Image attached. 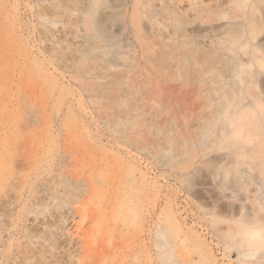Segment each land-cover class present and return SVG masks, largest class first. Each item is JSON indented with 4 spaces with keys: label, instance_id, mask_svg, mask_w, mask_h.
I'll use <instances>...</instances> for the list:
<instances>
[{
    "label": "rangeland",
    "instance_id": "rangeland-1",
    "mask_svg": "<svg viewBox=\"0 0 264 264\" xmlns=\"http://www.w3.org/2000/svg\"><path fill=\"white\" fill-rule=\"evenodd\" d=\"M164 1H155L156 14L166 6ZM61 4L72 7L74 3L71 0H0V154L12 156L8 168L0 165V205L5 198L16 200L8 209L11 217L0 218L9 225L0 244V251L4 253L0 255V262H23V256L17 253L19 244L30 246L26 235L33 230L36 233L47 232L53 237V244L34 239L38 243L36 256L44 254L45 247L53 252V255L47 254L43 264H165L159 258L157 247L161 240L158 233L165 230L175 249V264H181V260L185 261L184 264H200L198 244L190 239V228L193 227L208 241H214L212 244L221 264H242L236 252L231 257L225 256V244L214 237V229L208 222L207 213L211 214L218 203L229 208L232 201L229 192L224 196L217 190L207 170L197 178L192 192L173 180L203 166L209 156H216L213 150L208 153L196 148L199 150H194L187 161L185 157L188 155L183 160V156L176 154V158L181 159L180 164L177 163L179 166H175L176 170L166 167L172 159L170 155H128L124 147L108 141L112 140L111 137L103 142L106 146L103 153H86L80 150L82 146L72 149L71 154L66 153V133L74 122L82 124L79 118L80 123L75 120L80 87L72 72L59 68L62 61L54 64L53 60L66 58L64 50L54 52L53 56H40V49L45 46L58 50L64 38L72 37L67 34L68 22L59 16ZM131 4L117 10L108 8L106 12H122L127 16ZM194 4L197 5V0H176L175 6L180 11H191L196 6ZM46 9L47 15L41 16ZM156 21L161 24L156 25L157 33L170 36L169 29L163 26L166 19L158 15ZM46 28L56 36L50 33V40L44 42L40 32ZM42 61L48 63L44 70H41ZM50 61L53 63L49 64ZM179 64L174 62L175 67L170 73L166 70L164 77H161L163 71L152 69L140 56L128 66L135 76L143 78L148 75L154 81L160 80L161 88L165 90L161 94L162 100L157 98L140 103L141 110L131 117L141 116L143 127L139 128V133H145L150 146L160 140L162 142L163 135H169L170 129L186 132L187 128V131L194 132L197 127L200 130L197 122H188L191 124L189 128L187 120L180 116L183 109L167 100L169 89L182 85L175 79ZM101 73L98 69L88 78L96 81ZM47 78L55 81V86L46 83ZM177 78L182 79L181 76ZM106 81L108 79L103 80ZM87 99L85 101H89ZM102 101L99 107L88 102L87 113L81 110L82 119L92 122L94 113L102 108L106 110L102 105L109 106L108 102H112ZM112 107L111 111H114ZM196 112L202 113V110L197 109ZM176 114L180 117L175 120ZM103 125L97 117L91 128ZM190 137L188 139L192 141L194 137ZM84 139L87 142L88 135H84ZM71 141L68 145L72 147L78 143L77 138ZM163 142L166 145V141ZM161 160L165 162L161 163ZM143 173L148 174V179ZM67 179L76 185L78 192H65L63 181ZM47 188L51 191L47 192ZM38 202L44 204L35 207ZM171 207L182 224L181 228L171 218ZM33 210H44V213L37 216ZM0 231H3L1 227ZM184 250L187 256L182 258ZM33 262L36 263L37 259Z\"/></svg>",
    "mask_w": 264,
    "mask_h": 264
},
{
    "label": "bare ground",
    "instance_id": "bare-ground-1",
    "mask_svg": "<svg viewBox=\"0 0 264 264\" xmlns=\"http://www.w3.org/2000/svg\"><path fill=\"white\" fill-rule=\"evenodd\" d=\"M71 1L74 3L72 7L61 4L59 16L68 22L67 34L72 37L64 38L62 43L58 40L61 45L58 50L49 46L40 49V56L44 57L64 50L66 58L53 60L54 64L62 61L59 68L72 72L80 87L77 94L79 110L74 119L82 124L74 122L66 133V153L71 154V150L79 146L86 153H103L106 151L103 150L106 147L103 142L111 137L112 140L108 141L124 147L128 155H170L172 159L166 167L174 170L181 160L176 158V154L183 156V160L188 155L186 160L196 148L208 153L213 150L215 157L209 156L203 166L173 180L192 192L197 178L207 170L217 190L224 196L228 192L231 195L229 208L218 203L211 214L207 213L208 222L215 232L214 237L225 244V256L231 257L236 252L240 255L242 264H264V0H207L208 3L206 0H197V5L194 4L196 6L191 11H180L175 6L176 0H172V4L171 0H165L166 6L157 14L156 0ZM128 3L132 4L127 16L122 12H106L108 8L117 10ZM46 11L48 10L42 11L41 16L47 15ZM191 12L195 14L192 15ZM158 15L166 19L163 26L164 29H169L170 36L157 33L156 25L161 26L158 21L155 23ZM50 33L56 36L48 28L40 32L44 42L50 40ZM206 40L207 44H204ZM139 56L152 69L163 71L161 77L165 76L166 70L168 73L172 71L174 62H180L177 77L181 76L182 79H175L180 80L182 85L177 89H169L167 100L183 109L180 116L187 123L197 122L201 131L197 127L194 130V125L192 133L187 128L186 132L170 129L169 135H163L162 142L160 140L153 146L147 143L145 133H139V128L143 127L141 116L131 117L141 110L140 103L157 98L162 100L161 94L165 90H162L160 80L154 81L148 75L141 78L132 74L133 70L128 66L137 61ZM47 66L48 63L42 61L41 70ZM98 69L102 73L96 78L97 82L88 78ZM47 79L46 83L51 87L55 86V81ZM107 79L108 81L103 82ZM87 98L89 101H85ZM101 99L112 102H108L109 106L102 105L106 110L101 107L102 112L98 110L94 113L92 122L99 117L104 124L103 127L96 126L94 130L91 128L92 122L82 119L81 110L87 113L88 102L101 106ZM112 105L114 111H111ZM197 109L202 110V113H197ZM33 117L39 120L37 116ZM179 117L176 114L174 118L176 120ZM187 125L191 127V124ZM80 132L81 135L78 134ZM84 135L89 137L87 142ZM190 136L194 137L193 142L188 139ZM72 138L78 140L73 147L68 145V141L72 143ZM163 141H166V145ZM11 158L12 156L1 153L0 165L8 168ZM163 162L165 161L161 163ZM143 175L148 179L147 173ZM63 187L66 188L65 192H78L76 185L68 179L63 181ZM50 191L47 188V192ZM15 203V199H3L0 218L11 217L8 209ZM42 204L44 203L38 202L34 206L41 207ZM56 208L58 209V205ZM169 211L171 218L181 228L182 224L173 208ZM33 212L39 216L44 210ZM0 227L3 229L0 231L1 244L9 225L1 219ZM190 233V239L195 240L200 249V264H221L212 244L214 241H208L193 227L190 228ZM158 235L161 238L157 246L159 258L165 264H175L176 254L169 234L162 230ZM26 238L30 246L23 247L19 244L17 253L23 256L24 261L17 264H43L48 258L47 254L53 255L45 247L46 252L40 257L36 256L38 243L34 242L37 238L40 242L53 244L51 234L30 230ZM184 242L185 240L183 244ZM0 255L4 253L0 251ZM185 256L187 252L184 250L182 258ZM35 258L36 263L33 262ZM183 261L181 260V264H184Z\"/></svg>",
    "mask_w": 264,
    "mask_h": 264
}]
</instances>
